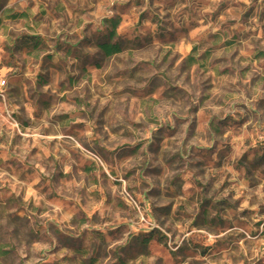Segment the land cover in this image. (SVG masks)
<instances>
[{
  "label": "rangeland",
  "instance_id": "374dc122",
  "mask_svg": "<svg viewBox=\"0 0 264 264\" xmlns=\"http://www.w3.org/2000/svg\"><path fill=\"white\" fill-rule=\"evenodd\" d=\"M0 264H264V0H0Z\"/></svg>",
  "mask_w": 264,
  "mask_h": 264
},
{
  "label": "trees",
  "instance_id": "16d2710c",
  "mask_svg": "<svg viewBox=\"0 0 264 264\" xmlns=\"http://www.w3.org/2000/svg\"><path fill=\"white\" fill-rule=\"evenodd\" d=\"M117 25L118 23L114 22V28H116ZM110 35H111L110 38H113L115 35V31H112ZM101 49L103 50L104 54L108 57L116 55L121 52V48L118 44L105 43L101 45Z\"/></svg>",
  "mask_w": 264,
  "mask_h": 264
}]
</instances>
